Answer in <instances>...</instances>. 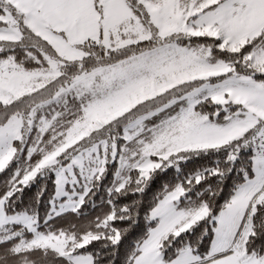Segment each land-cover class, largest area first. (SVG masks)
<instances>
[{
  "label": "snow or ice",
  "instance_id": "6c2138e0",
  "mask_svg": "<svg viewBox=\"0 0 264 264\" xmlns=\"http://www.w3.org/2000/svg\"><path fill=\"white\" fill-rule=\"evenodd\" d=\"M0 264H264V0H0Z\"/></svg>",
  "mask_w": 264,
  "mask_h": 264
}]
</instances>
